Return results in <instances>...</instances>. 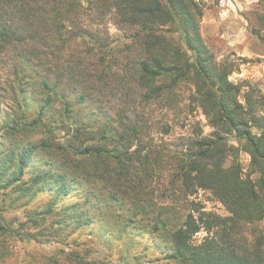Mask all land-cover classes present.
<instances>
[{"label":"trees","instance_id":"obj_1","mask_svg":"<svg viewBox=\"0 0 264 264\" xmlns=\"http://www.w3.org/2000/svg\"><path fill=\"white\" fill-rule=\"evenodd\" d=\"M202 16L199 0H0V67L8 54L17 111L0 122L4 197L46 194L63 230L111 222L136 264H264L253 227L264 220V94L229 81L240 65L211 52ZM26 131L41 138L26 143ZM199 191L230 216L198 207Z\"/></svg>","mask_w":264,"mask_h":264},{"label":"rangeland","instance_id":"obj_2","mask_svg":"<svg viewBox=\"0 0 264 264\" xmlns=\"http://www.w3.org/2000/svg\"><path fill=\"white\" fill-rule=\"evenodd\" d=\"M199 4L203 11L200 33L208 48L218 60H234L240 65L229 81L236 85L250 84L264 94V0H199ZM108 33L114 44L123 42V32L115 26L108 25ZM4 56L5 66L0 67V122L17 114L11 93L13 71L9 55ZM246 90L243 87L240 94L242 103ZM192 120L200 123L206 135L211 133L212 129L200 110ZM180 135L178 130L165 140L174 146L180 142ZM18 138L35 143L41 135L26 131L19 133ZM58 138L61 143L67 140L61 132ZM239 161L244 174H248L249 156L242 152ZM102 186L101 182L97 183L98 188ZM160 186L161 181H153L152 189L158 190L154 195L158 205L165 203L160 198ZM5 193L6 197L0 192V225L10 233L0 232V264H136L131 258H123L130 247L109 235L111 222H98L81 229L72 225L59 229L61 214L48 212L49 197L46 194L33 196L31 191L25 196L11 190ZM191 199L205 212L222 218L230 216L210 192L199 191ZM253 227L264 233V220ZM206 236L205 232H200L192 240L199 244Z\"/></svg>","mask_w":264,"mask_h":264}]
</instances>
